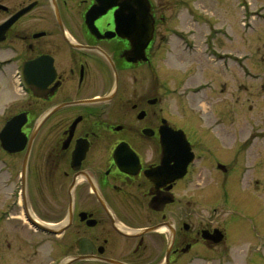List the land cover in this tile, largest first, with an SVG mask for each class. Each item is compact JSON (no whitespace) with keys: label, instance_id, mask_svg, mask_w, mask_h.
Here are the masks:
<instances>
[{"label":"flooded vegetation","instance_id":"af4514ba","mask_svg":"<svg viewBox=\"0 0 264 264\" xmlns=\"http://www.w3.org/2000/svg\"><path fill=\"white\" fill-rule=\"evenodd\" d=\"M182 1L199 0H0V131L19 125L17 151L0 142V264H224L234 247L263 260L238 196L259 189L264 130L229 146L216 130L224 207L201 215L200 130L169 115L166 61L191 33Z\"/></svg>","mask_w":264,"mask_h":264},{"label":"rangeland","instance_id":"374dc122","mask_svg":"<svg viewBox=\"0 0 264 264\" xmlns=\"http://www.w3.org/2000/svg\"><path fill=\"white\" fill-rule=\"evenodd\" d=\"M181 3L183 5L175 9L181 22L179 28L191 33L187 34L184 46L174 45L170 51L163 78L168 85L171 120L188 127L197 123L201 137L198 147L204 148L208 155L201 154L198 189L200 214L206 215L202 210L209 209L211 203L217 205L218 209L224 207L222 192L213 190L215 186L212 187L214 180L211 178L212 160H218L220 151H223L220 141L223 140V145L229 146L230 142L233 145L234 141L246 139L251 126L259 125L257 128L262 127L264 130V0H199ZM190 10L200 17L194 24L190 23V17L186 15ZM179 11L183 15L181 13L179 16ZM202 18L214 23L217 28L214 36L213 33L209 34L210 30L203 24ZM205 36H209L206 41ZM203 41L210 44L214 55L225 57H216L218 60H215L212 52L209 53L212 57L206 53L209 50L203 53L208 46L203 45ZM181 105L191 113L188 118L184 115V121L175 113ZM249 107L252 108L251 112ZM207 128L214 130L210 129L212 133H209ZM216 130H220L222 140L215 136ZM1 156L0 149V160ZM209 157L212 160H208ZM227 157L229 161L228 153ZM262 160L255 175L259 189L241 190L243 196H238L243 198L244 204L254 205L253 223L260 236L264 235V149ZM242 182L245 188L252 187L248 178ZM244 226L248 233L249 222H245ZM237 249L234 247L230 252V263L223 261L224 264H243L241 256L245 254ZM258 264H264V260L259 259Z\"/></svg>","mask_w":264,"mask_h":264},{"label":"water","instance_id":"95a60500","mask_svg":"<svg viewBox=\"0 0 264 264\" xmlns=\"http://www.w3.org/2000/svg\"><path fill=\"white\" fill-rule=\"evenodd\" d=\"M13 125H14V123H9L8 125H7V128H5L4 129V131H3V133L1 134V139L2 138H7V141H6V144L4 145V147L7 149V150H9L10 152H15V151H17L18 150V148L16 147L17 145L16 144H18V142H19V140L18 141H16V139L15 140H12V138H8V134H10L11 132H13L14 131V129H13ZM17 128V127H16ZM5 131H7V134L5 133L4 134V132ZM187 152H188V143H184V154L185 155H189V154H187ZM186 162L187 161H185L184 162V164H186ZM181 175V174H180Z\"/></svg>","mask_w":264,"mask_h":264}]
</instances>
